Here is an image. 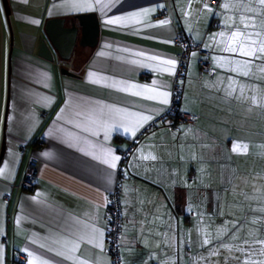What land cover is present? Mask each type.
<instances>
[{"label":"crops","instance_id":"crops-1","mask_svg":"<svg viewBox=\"0 0 264 264\" xmlns=\"http://www.w3.org/2000/svg\"><path fill=\"white\" fill-rule=\"evenodd\" d=\"M72 2L7 0L0 264H111L107 205L117 189L120 264H240L239 248L264 260L254 243L264 240V59L245 76L231 61L247 58L223 51L241 0H101L103 9L87 0L93 9L80 11ZM243 2L264 33V9ZM116 17L124 19L106 23ZM179 36L207 54L210 72L192 51L177 76ZM42 42L51 61L39 56ZM165 60L176 61L172 71ZM175 85V114L198 116L195 124L168 114ZM158 92L168 103L147 98ZM237 142L247 152H232Z\"/></svg>","mask_w":264,"mask_h":264},{"label":"snow or ice","instance_id":"snow-or-ice-1","mask_svg":"<svg viewBox=\"0 0 264 264\" xmlns=\"http://www.w3.org/2000/svg\"><path fill=\"white\" fill-rule=\"evenodd\" d=\"M26 2V0H25ZM257 4L260 6L261 9H264V0H256ZM96 4L99 5L102 9L105 7H108L106 4H102L101 0H96ZM70 7L72 10L80 11V10H91L93 9V5L91 3H88L87 0H83V2H74L71 3ZM221 7L228 8V4H221ZM205 8H207L209 11H211V8L209 5L205 4ZM237 12L239 13V18L234 19L230 17L229 19L232 20V24L228 25L229 27H232V31L228 35L227 39L224 42L223 51L239 55L242 57H246L247 59H244L242 61H231L232 63H235L237 66L232 68V71L237 72L238 74H243L247 76L249 74V71L251 70V66L254 63L255 60L264 59V33L257 30V22H256V15H247V13H256V7L253 5H250L248 3L243 2L241 0V3L236 8ZM148 10H145L147 12ZM133 16H138L140 13H133ZM123 17H116L114 19H109L106 21L108 24H117L119 23ZM262 23H264V16L260 17ZM168 21H160V24H166ZM33 23H39V21H33ZM221 37L225 36V33L221 32L219 34ZM103 53H101L102 55ZM142 55V54H140ZM195 55V53H193ZM152 60H156L157 57L153 56L150 57ZM163 64L169 65V68H165V71H172L175 67L176 61L174 60H165L162 61ZM264 71V69H261ZM94 73H89V77H93ZM231 80V78H229ZM93 83H99L98 80H92ZM131 87H136L135 85H132ZM144 88H147V86H143ZM122 91H127V88L121 89ZM148 91H153L152 89H148ZM236 92V88L231 86V83L229 84V88L226 91V94L228 96H232ZM135 95H140V92L133 93ZM167 93L158 92L155 95L148 96V99H156L157 97L162 98V103H168L167 100ZM244 95V89L243 86L240 88V96ZM239 98V97H237ZM251 100L254 104L257 103L256 97H251ZM116 111H120L117 109ZM141 121L149 119V117H143L141 116L139 118ZM135 134V129H133V135ZM248 145L247 144H241L239 142L234 143L232 145V152L234 153H241V152H247ZM145 159H155V157H144ZM119 160V157L112 156L110 166L112 168L116 167V161ZM105 163H109V161L105 160ZM4 169L0 168V174H3ZM101 235H103L101 233ZM233 238H236L235 236ZM205 243H209L208 240H205ZM245 244H248V241H244ZM254 243L261 245L259 249V254L261 256H264V240H257ZM78 247V245H75L73 247V251L75 248ZM238 251L241 253H245V259L240 261V264H257L256 261H253L251 257L254 255L253 252H246L244 248H239ZM60 255L61 253H57ZM237 260L240 258L237 257ZM31 264V262H30ZM258 264H264V260H261L258 262Z\"/></svg>","mask_w":264,"mask_h":264},{"label":"built area","instance_id":"built-area-1","mask_svg":"<svg viewBox=\"0 0 264 264\" xmlns=\"http://www.w3.org/2000/svg\"><path fill=\"white\" fill-rule=\"evenodd\" d=\"M214 3V2H212ZM177 42L180 46V53L178 55V68L177 76H181L185 72L186 61L192 51H198L202 55L199 61V68L201 72H210V67L208 61L206 60L207 54L200 50V46L191 43L189 40L182 36H179ZM172 104L170 105L168 114L173 117L177 116L178 122H185L190 124H195L198 117L194 115H176V99L180 96V88L174 86L172 88ZM129 151L124 152L123 159L127 158ZM36 176V164L34 160H30L27 164L25 170L24 178L22 180L21 186L24 189H31L34 185V178ZM107 214L109 219V226L107 230V240H108V251L111 258V264H120L119 260V246H120V235L122 229V213L121 204L119 197V190H115L108 196Z\"/></svg>","mask_w":264,"mask_h":264},{"label":"rangeland","instance_id":"rangeland-1","mask_svg":"<svg viewBox=\"0 0 264 264\" xmlns=\"http://www.w3.org/2000/svg\"><path fill=\"white\" fill-rule=\"evenodd\" d=\"M8 19L3 1L0 0V154L3 147V137L5 134L6 113L9 101V51L6 49V43L11 41L10 30L8 32ZM198 117V116H197Z\"/></svg>","mask_w":264,"mask_h":264},{"label":"water","instance_id":"water-1","mask_svg":"<svg viewBox=\"0 0 264 264\" xmlns=\"http://www.w3.org/2000/svg\"><path fill=\"white\" fill-rule=\"evenodd\" d=\"M2 1H3V4H4V8H5V12H6V17L8 19V16H9L8 3H7V0H2ZM8 25H9V22H8ZM39 56L42 57L45 60H48V61H51L52 60V55H51V53H50L47 45L44 42L41 43V46H40V49H39ZM63 73L67 74V72L65 70H64ZM1 153H2V151H1Z\"/></svg>","mask_w":264,"mask_h":264},{"label":"trees","instance_id":"trees-1","mask_svg":"<svg viewBox=\"0 0 264 264\" xmlns=\"http://www.w3.org/2000/svg\"><path fill=\"white\" fill-rule=\"evenodd\" d=\"M176 110H177V108H176ZM177 115H178V111H177ZM176 117H177V116H173L172 119L177 120ZM15 264H17V263L15 262Z\"/></svg>","mask_w":264,"mask_h":264}]
</instances>
